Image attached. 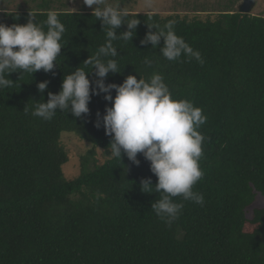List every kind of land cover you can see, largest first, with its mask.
Instances as JSON below:
<instances>
[{
	"label": "trees",
	"instance_id": "trees-1",
	"mask_svg": "<svg viewBox=\"0 0 264 264\" xmlns=\"http://www.w3.org/2000/svg\"><path fill=\"white\" fill-rule=\"evenodd\" d=\"M240 1L219 3L208 14L214 19L128 12L141 21L135 37L113 41L121 73H109L106 84L160 74L173 99H186L207 116L198 129L205 137L203 177L193 188L204 203L174 198L184 207L170 227L151 210L161 194L141 190L143 179L153 187L158 182L142 154L139 166L126 154L99 165L90 152L78 177L64 176L63 132L108 151L102 119L96 127L97 113L102 118L112 106L105 94L92 96L83 118L70 110H58L50 121L32 115L35 103L58 94L76 69L97 79L92 65H84L106 41L93 11L53 9L47 0L35 9L0 10V23L9 27L26 25L30 13L34 23L46 21L50 10L65 26L52 72L12 73L14 84L0 89V264H264V207L248 214L257 196L264 197V16L239 13ZM169 20L203 65L183 56L170 62L159 47L140 44L148 25L163 28ZM127 30L122 25L117 35ZM45 81L41 93L38 84Z\"/></svg>",
	"mask_w": 264,
	"mask_h": 264
},
{
	"label": "clouds",
	"instance_id": "clouds-1",
	"mask_svg": "<svg viewBox=\"0 0 264 264\" xmlns=\"http://www.w3.org/2000/svg\"><path fill=\"white\" fill-rule=\"evenodd\" d=\"M83 3L93 10V16L106 31L105 43L95 56H90L84 62V65H92L97 79L90 81V73L81 67L76 69L64 77L58 94L49 92L47 102L35 103L32 115L50 121L58 110H70L73 117L83 118L90 114L92 96L105 94L104 99L112 106L106 108L102 118L97 113L96 127L101 126L102 119L105 134L111 138L109 157L122 161V154H126L129 161L139 166L137 156L142 154L150 162V170L158 182L153 187L150 178L143 179L141 190L147 194L153 191L161 194L152 203L151 210L170 227L184 207L183 203L174 202V198L200 205L204 203L203 195L194 192L193 188L203 177L199 161L203 155L205 137L198 129L206 123L207 116L192 102L173 99L160 74H153L148 81L129 75L122 85L106 84L109 73H121L116 59L119 52L113 41H132L141 21L128 18L127 10L109 4L108 0H83ZM30 16L26 25L13 24L9 27L0 23V89L14 84L8 78L12 73L35 74L41 70L50 73L58 66L57 58L63 49L64 24L51 10L43 22L34 23L35 18L31 13ZM125 24L128 30L117 35V30ZM175 24V20H169L163 28L158 24L154 28L148 25L150 31L140 44L159 47L163 57L170 62L178 61L183 56L203 65L201 53L176 34ZM45 26L47 31L44 30ZM151 29H155V32ZM161 40L164 41L163 47H160ZM144 63L151 66L148 58ZM47 88V81L38 84L41 93Z\"/></svg>",
	"mask_w": 264,
	"mask_h": 264
},
{
	"label": "rangeland",
	"instance_id": "rangeland-1",
	"mask_svg": "<svg viewBox=\"0 0 264 264\" xmlns=\"http://www.w3.org/2000/svg\"><path fill=\"white\" fill-rule=\"evenodd\" d=\"M44 0H0V10L16 11L37 8ZM53 2V9H64L69 11H93L88 8L83 0H47ZM242 1L239 2V4ZM253 15L264 16V0H255ZM113 6H119L127 12L136 13H159L162 15L182 14L193 16L199 14L201 19L210 17V10H218L219 3H226L225 0H108ZM150 4V6H149ZM239 4L236 6L238 8ZM201 11V12H199ZM199 12V13H198ZM61 144L68 154V162L63 166V173L66 179L73 180L82 172V158L94 152V160L101 165L110 159L111 153L101 148H94L91 143L85 142L74 133L63 132L61 134ZM93 164V163H92ZM264 207V197L258 195L255 203L249 209V216L254 208Z\"/></svg>",
	"mask_w": 264,
	"mask_h": 264
},
{
	"label": "water",
	"instance_id": "water-1",
	"mask_svg": "<svg viewBox=\"0 0 264 264\" xmlns=\"http://www.w3.org/2000/svg\"><path fill=\"white\" fill-rule=\"evenodd\" d=\"M255 0H242L238 6V11L241 14H252L255 7Z\"/></svg>",
	"mask_w": 264,
	"mask_h": 264
}]
</instances>
